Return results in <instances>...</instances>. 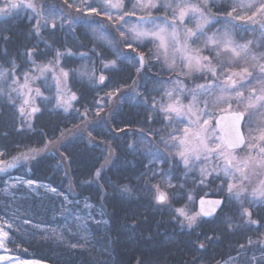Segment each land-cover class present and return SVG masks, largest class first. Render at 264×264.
Returning a JSON list of instances; mask_svg holds the SVG:
<instances>
[{
    "label": "snow or ice",
    "instance_id": "6c2138e0",
    "mask_svg": "<svg viewBox=\"0 0 264 264\" xmlns=\"http://www.w3.org/2000/svg\"><path fill=\"white\" fill-rule=\"evenodd\" d=\"M81 3L88 14H103L107 20L114 21L121 41L133 53L137 52L141 42L148 41L153 44L155 51L149 50L148 58L161 62L167 72L174 74V79L170 75L168 81L171 87L157 89L161 94L159 101L155 97L135 93L139 97L137 103L161 117L162 121H167L168 127L171 128L167 139L160 137L159 142L164 145V150H149L148 155L154 160L146 166L147 171L137 178L138 182H143L142 190L148 193L145 208H170L174 222L181 228L195 232L202 218L214 216L218 209L222 211L225 200H234L240 205L237 209L240 223L249 227L256 226L259 231L260 227H264V223L253 219L252 208L264 205V179L253 183L252 177L264 175V0H230L223 8H217L215 0H128V3H125V0H102L95 6L87 3V0H81ZM64 7H75L77 12L83 13L80 6L69 3V0H63V6L49 4L47 0H0V17L5 24L15 20L22 12L31 13L26 16L32 24L30 35L43 42L46 49L41 50L38 45L28 47L22 58L19 55L12 58L7 49L0 50V59L7 65H0V98L5 99L8 105L16 110L22 122L41 112V103L44 106L52 105L55 109H63L65 112L74 109V103H79L80 97L69 87L72 76L87 77L94 85L104 87L108 86L111 79L104 74L97 78L94 70L90 71L86 66L79 72L66 69L64 64L67 60L64 58L73 55L71 49L65 48L61 51L44 40L42 33L47 32L54 36L58 29L65 30V25L69 30H73L74 24L83 22L82 16L69 19L63 11ZM213 8L217 9L216 12L212 11ZM159 12L163 15H155ZM241 12L244 14H240ZM234 21L246 23L236 24ZM216 24H221L222 28L211 31ZM240 28L245 32L250 29L256 32L258 29V37L239 43L233 38V32L234 29ZM6 32H10V29L0 31V40L5 42L11 39ZM258 49L260 51H257ZM49 55H52V58L46 59ZM81 58H85L83 53ZM132 59L139 65L136 69L139 73L147 63L145 55L140 52ZM17 60H20V63H17ZM42 60L46 62H39ZM101 62L106 70L115 68V61ZM49 80L52 81L51 84L48 83ZM157 83L164 82L157 80ZM39 85H42L43 89ZM53 88L55 91L51 96L45 95V92H51ZM115 93L121 94L120 87L115 89ZM105 95L112 99L114 93L109 91ZM96 104L98 115L103 106V98L96 101ZM74 110L82 120L87 119V107L83 112L78 108ZM225 119L228 121L227 129L221 124ZM174 123L183 127H172ZM28 127H32L31 123ZM140 135L143 136L144 133L141 132ZM52 143L53 141H48V144ZM149 143L151 144V141ZM39 151L30 149L29 154H21L10 162L3 159L6 152L0 151V173H6L8 169L16 167L20 159L34 158ZM111 155L109 153L105 158L106 163H111ZM157 161L170 169L182 165L185 177L188 173L198 171L193 183L199 185L221 180L220 191H226L228 196L215 200H205L201 197L199 210L191 214L186 206L172 207L177 195L174 191L176 185L171 182V175L165 173L163 168L155 169L154 164ZM104 167L105 165H101L95 170L94 177L97 181L101 178ZM157 176L168 178L162 179L160 183H151ZM17 182L29 186L35 183L33 180ZM180 187L183 188L184 185L181 184ZM136 188L137 185L128 184L119 191L122 197L131 200ZM49 190L61 195L54 187ZM2 191L7 193L8 187ZM101 192H104L102 187ZM63 200L73 203L67 196H64ZM187 200L191 202L193 196L188 194ZM245 202L247 207L244 206ZM83 207L92 209L94 205L85 201ZM65 210L69 211V216L76 222L75 227L81 233L76 243L69 244L73 250L84 249L89 244V219L97 227L109 224V221L104 219L103 207L98 214L99 218L91 211L87 217H82ZM129 211L131 214L125 219L135 221L127 225L129 228L135 229L140 223H147L144 213L133 211L131 208ZM65 220V228L71 232L72 229L67 223L68 217H65ZM23 222L30 223L29 220ZM226 226L231 229L239 225L229 219ZM14 231L18 229H14L13 223L0 217V247L13 242L11 233ZM57 239L63 240V235L58 233ZM199 239L197 234L196 240ZM214 239L212 236H204V240L209 243ZM100 243L108 245L118 241L108 237ZM192 246L197 251H206L203 242L194 243ZM253 247L257 248L259 256L255 253L248 255ZM108 251L107 247L103 248V252ZM17 264L32 262L18 260ZM96 264L107 262L101 259ZM137 264L145 262L139 259ZM192 264H197V260L194 259ZM223 264H264V240L248 238L245 244L236 249V255H230Z\"/></svg>",
    "mask_w": 264,
    "mask_h": 264
},
{
    "label": "trees",
    "instance_id": "16d2710c",
    "mask_svg": "<svg viewBox=\"0 0 264 264\" xmlns=\"http://www.w3.org/2000/svg\"><path fill=\"white\" fill-rule=\"evenodd\" d=\"M47 3L63 6V0H47ZM63 11L69 15L72 13L67 7H64ZM96 19L92 16L91 20L94 22ZM30 31L31 27L26 21L19 22L6 33L11 36L9 41L0 40V50L7 49L12 58L18 55L22 58L26 48L41 44L38 38L30 35ZM112 32L118 50H122L119 34L113 29L111 34ZM51 44L56 48V44ZM133 55L135 56L134 53ZM51 58L52 55H49L47 59ZM39 62L44 63L46 60ZM17 63H20V60H17ZM0 65L7 67L3 59H0ZM97 70L100 72L98 66ZM144 72L147 71L143 68L139 73L136 72L134 78L130 79L131 82H123L120 86L121 94H115L112 99L104 97L105 106L99 109L98 115L95 110L96 101L99 100L97 92H89L86 86L73 84L77 87L76 93L80 97V102L74 103V109L78 108L83 112L84 106H88L86 120H82L74 109H70L67 114L62 110H55V114L54 111H42L33 120L22 122L16 110L11 108L5 99L0 98V151L6 152L3 159L11 161L18 154L30 149L43 150L28 163H18L12 170L0 173V181L19 175L26 180L46 183L73 201H87L99 209L103 207L104 217L109 221L104 233L93 230L92 239L93 241L95 239L93 247L90 251H84L73 250L68 245L54 243L53 240L45 239L43 236L32 237L18 220H13L9 216V222L13 223L14 229H18L11 233L13 246L22 247L29 252L27 254L18 252V254L50 264H96L101 259L107 264H137L139 259H143L145 264H192L194 259L197 260V264H218L230 255H236V249L239 245L245 244L248 238L252 240L258 238L249 231H254L256 228L245 227L242 233L234 232L236 227L228 228L220 217L222 212H218L211 219L202 218L200 226L193 232L181 228L172 220L170 208L158 210L145 208L148 193L142 190L143 182H138L137 178L146 171L144 155H148L150 149L144 143L139 147V139L130 138L132 136L130 134L138 133L137 129L142 125L145 127L142 131L143 136L147 141H151V144L149 143L151 146L156 147V142L162 134L160 123L156 120L150 121L152 119L141 111L134 118L132 106L128 109V104H122L120 101L121 97L126 96L125 93L128 95L134 92L135 88L140 87L139 83ZM170 75L173 78L174 74L151 76L166 81L170 79ZM150 89H154L153 85ZM143 115L147 121L146 119L141 121L140 117ZM29 123L32 125L31 128L28 127ZM129 140L134 141L131 146L136 151L130 150ZM48 141L53 143L48 144ZM46 144L49 149L44 151ZM109 153L112 154L111 163H106L105 158ZM101 165L105 167L101 178L97 181L94 173ZM151 183L154 184V181L152 180ZM128 184L137 185L131 200L122 197L119 191ZM52 200L54 202V198ZM33 206L35 207L31 212L32 223L35 225L46 223L51 213H41L39 206L36 204ZM180 206H184L182 200L173 201L172 207ZM130 208L144 213L147 216V223H140L135 229L129 228L127 225L135 223L125 219L131 214ZM4 215L5 211L0 204V217ZM53 221L61 222L59 219ZM96 233L99 234L98 238ZM197 234L200 236L199 240H196ZM205 235L215 239L209 243L204 240ZM108 237L118 243L108 245L100 243ZM201 242L205 243L206 251H197L193 248L194 243ZM104 247L109 251L103 252ZM253 253H259L256 247L251 248L248 255Z\"/></svg>",
    "mask_w": 264,
    "mask_h": 264
},
{
    "label": "rangeland",
    "instance_id": "374dc122",
    "mask_svg": "<svg viewBox=\"0 0 264 264\" xmlns=\"http://www.w3.org/2000/svg\"><path fill=\"white\" fill-rule=\"evenodd\" d=\"M101 2L102 0H87V3H90L94 6L99 5ZM215 2L217 8H223L229 4L230 0H215ZM69 3H74L80 6L83 10V13L79 14V12L76 11L75 7L70 8L72 13H70V15L69 13L67 14L69 19H71L72 17L82 16L83 22L74 24L73 30H69L67 25H65V30L61 31L58 29L54 36H52L50 33L47 32L42 33V36L44 37V40H47L49 43L56 44V48H60L61 51H63L65 48L71 49L73 55L71 57L64 58L67 60V63L64 64V67L66 69H75L77 72H79L82 68L86 66L90 71L94 70L97 78L100 74H104L105 76H109L111 78L110 81H108V86L104 87V86L94 85L88 80L87 77L82 78L79 75L72 76L70 77L69 80V87H71L73 91L75 92L77 91V87L75 85L78 84L80 86L83 85L86 86L87 91L89 92L92 91L97 92L96 94L97 96H99V100L100 97L101 98L106 97L105 94L109 91H112L115 95L116 94L115 89L117 87H120L123 82H129L130 79L134 78L137 72L136 69L137 67H139V65L136 63L135 60L132 59V57L134 56L133 52L131 51V49L126 48L122 41H121L123 46L121 48L122 50H118L116 46V42L113 38L114 36L113 32L111 34L112 29L119 34V32L115 28L114 21L107 20L103 14H101L100 16H95L94 14H88L87 10L83 9V4L81 3V0H69ZM125 3H128V0H125ZM216 10H217L216 8L212 9L213 12H216ZM240 14L243 15L244 13L241 12ZM27 15H31V13L22 12L19 17H17L15 20L7 24H5L3 22V18L0 17V31H3L6 28L11 30L15 25H17L21 21H26L30 25V27H32V24L29 23L28 19H26ZM155 15H163V13L159 12V13H155ZM92 16L97 18L96 21L93 22L91 20ZM84 18L90 22L86 23L87 20H85ZM134 19L135 18H133V20ZM32 23H34V21ZM233 23L245 24L246 22L234 21ZM126 27L127 25H125V28ZM218 28H222V25L221 24L214 25L211 31H215ZM258 31L259 30L257 29L256 32H253L250 29L248 32H245L243 31L242 28L234 29L233 38L239 43H243L245 42V40H254L258 37ZM209 34H211V32H209ZM38 46L40 49L46 50L43 42H41V44ZM149 50L155 51L154 45L149 43L148 41H144L141 42V46L137 49V52L134 53L135 56L138 55V53L140 52L144 53L145 59L147 61L144 67V69L147 72L146 73L144 72V74H142L141 82L139 83L141 88L140 87H139L140 89L135 88L136 90L134 92H130L128 95L121 97L120 101L122 104L125 103L128 104L127 105L128 109L129 107L132 106V114L134 118L137 117V115H139V112L141 111L143 112V114L148 116V118L150 117L152 119L150 121L152 122L153 120L158 121V123H160V129L162 132L160 137L163 136L165 139H167V133L171 131V128L168 127V122L162 121L161 117H157L154 112H149L145 107L141 110L143 106L140 103H137L138 100L137 98L139 97L135 95L136 92H139L141 96L155 97L156 100L159 101L161 94L157 91V89L161 87L168 88L172 86L170 83H168L169 79L163 81L164 82L163 84L160 83L157 84L156 81L157 79L151 76V75H161V74L167 75L170 73L166 71L165 67L162 66L161 62H158L155 59L148 58ZM257 51H260V49H258ZM81 53L84 54L85 58H81ZM96 53H101L102 55L98 56L96 55ZM87 57H91V59H88ZM97 59L98 61L96 62ZM101 61H103L104 63H107L109 61H115V68L106 70L103 68V64ZM96 65L100 68V72L97 70ZM48 83L51 84L52 81L49 80ZM152 85L154 87L153 90L150 89V86ZM39 86H41L43 89L42 85ZM54 91L55 89L53 88L51 92H45V95L51 96L54 93ZM149 93H151V96H149ZM38 103L41 102L38 101ZM185 103H187V101H185ZM104 106L105 104L103 102L102 107ZM85 107L86 106H84V108ZM87 108L89 107L87 106ZM41 109H42L41 112L54 111L53 112L54 114H55V110L57 111L62 110V112L65 114L68 113L65 112L63 109H55L53 108L52 105L44 106L43 103H41ZM95 110L98 111L97 104ZM41 112L36 113L35 116L32 117L30 120H33L34 118L38 117ZM145 115L140 117L141 121L146 119ZM63 116L66 115L63 114ZM145 121H147V119ZM172 127H183V125H178L174 123ZM144 129L145 127L144 126L142 127L141 125L137 129L138 133L137 132H136L137 134L131 133L130 135L132 136L130 138L139 139L138 140L139 147L140 144L142 145V143H144L149 147V149L155 150L156 148H159L161 151H163L164 145L159 142L160 137L159 140L156 142L157 146L153 147L149 144V141H147L144 136L140 135V132H142ZM129 141L131 146L134 141L133 140H129ZM47 149L49 148L47 147L46 149H44V151H46ZM130 150L132 152L136 151L132 149V146L130 147ZM42 151L43 150H40L39 154L35 155V157L40 155ZM21 154H29V150L18 154L16 157H20ZM31 159L33 158H29L28 160L20 159L18 163L26 164ZM144 160H145V169H146V166L150 165V162H152L154 158L150 155L145 154ZM154 167L156 170L163 168V171L165 173H169L171 175L172 177L171 182L176 185V189H174V191L177 192L174 201L179 202L180 200H182L184 206L187 207L189 213L193 211H197V205H196L197 200L203 196H209V194L211 193L214 196H217L218 198H222V199H225L228 196V193L226 191H220L221 180H215L214 182H209L206 183L205 185H199L198 183H193L194 179H196V177L198 176V171L194 173H188L187 177H185L182 165L179 168L170 169L167 165H162L157 161L154 164ZM12 169L13 168L8 169L7 171ZM167 178H168L167 176H164L163 178L157 176L153 181L154 184L160 183L162 179L166 180ZM252 179H253V183H256L258 182L260 177L253 176ZM261 179H264V176H262ZM18 180L27 181L24 177L19 175L10 176L5 181H0V197H1L0 204L2 205L5 211V215L3 216V219L8 220L10 216L11 218H13V220H18V222L21 223V226L23 228H26L27 232H29L32 237H38L39 235V236H43L45 239L53 240L54 243H60V244L62 243L69 246V244L76 243L79 240L81 233H79L77 228L75 227L76 222L73 221L71 216H69V211H66L65 209L70 210L73 213V215L79 214L82 217H87L88 212L91 211L93 215L99 218L98 214L101 209L95 206L92 209H84L83 206L85 201H78V200L73 201L70 198H68V200L72 201L73 203H66L63 200V197L66 195L59 191L58 192L61 193V195H56L52 193L49 190L52 187L46 183L35 182L33 185L29 186L26 183L17 182ZM181 184L184 185L183 188L180 187ZM11 185H15V186L12 187ZM6 186L8 187L7 193L2 191V189H4ZM44 186H48V187L46 188ZM188 194H191L193 196V200L191 202L187 200ZM52 198H54V202ZM35 204L39 206V208H41L40 209L41 213H45V212L51 213V216L48 218V220H46V223H43L41 225H35L34 223H32L31 212L33 210L32 208L35 207L33 206ZM222 207L223 210L222 211L220 210L219 212H222V215H220V217L222 218L224 225H226L229 219L234 220L235 223L239 225L238 227H236L234 232L242 233V231L245 230V227L255 229L254 226L249 227L245 224L240 223L237 212V209L240 207V205L236 201L225 200V204ZM65 217H68L67 223L69 227H71L72 229L71 232H68L67 229L65 228V224H66ZM54 219L55 220L59 219L61 222L58 223L54 222L53 221ZM104 219L106 218L104 217ZM24 220H29L30 223L25 224L23 222ZM88 225H89V233H88L89 244L86 245L84 249H78V250L90 251L95 241V239L94 241L92 239L93 230L95 231L98 230L102 234L105 232V229L107 227V225H103V224L97 227L91 219L88 220ZM249 231L252 232L253 234H256L258 238L264 240V235H262V233H264V227H260L259 231L257 230H254L255 232L252 230ZM58 233L63 235V240L57 239ZM96 236H97L96 238H98L99 234L96 233ZM13 243L14 241L7 243L5 247H0V254H10L20 258H25L20 254H18V252H23L25 254L29 252L26 249H23L22 247L19 246L14 247ZM255 255L259 256L260 253H256ZM25 259H34V258H25ZM39 261L45 262L42 260ZM223 262L218 264H223Z\"/></svg>",
    "mask_w": 264,
    "mask_h": 264
},
{
    "label": "bare ground",
    "instance_id": "6f19581e",
    "mask_svg": "<svg viewBox=\"0 0 264 264\" xmlns=\"http://www.w3.org/2000/svg\"><path fill=\"white\" fill-rule=\"evenodd\" d=\"M9 260L11 261V264H17V261H31L32 264H49L47 262H41L36 259H25V258H20L17 256H13L10 254H0V264H9Z\"/></svg>",
    "mask_w": 264,
    "mask_h": 264
},
{
    "label": "flooded vegetation",
    "instance_id": "af4514ba",
    "mask_svg": "<svg viewBox=\"0 0 264 264\" xmlns=\"http://www.w3.org/2000/svg\"><path fill=\"white\" fill-rule=\"evenodd\" d=\"M262 176H264V175L259 176L260 179L262 178ZM209 196H211V197H217V196H213L211 194H209ZM244 206L245 207L248 206L247 202H245ZM252 211H253V219L259 220L262 223H264V205H262V206H253ZM254 227L256 228V226H254Z\"/></svg>",
    "mask_w": 264,
    "mask_h": 264
},
{
    "label": "water",
    "instance_id": "95a60500",
    "mask_svg": "<svg viewBox=\"0 0 264 264\" xmlns=\"http://www.w3.org/2000/svg\"><path fill=\"white\" fill-rule=\"evenodd\" d=\"M224 115L226 116L227 114H224ZM221 124H222V126H223L225 129H227V125H228V121H227V119L223 120V121L221 122ZM203 198H204L205 200L222 199V198L209 197V196H203ZM199 200H200V198L197 200V203H196V205H197V211L199 210V207H200V205H199ZM206 207H207V205H206ZM219 211H220V210L218 209L217 212L214 214V216H215ZM214 216H212V217H204V219H210V218H213Z\"/></svg>",
    "mask_w": 264,
    "mask_h": 264
}]
</instances>
